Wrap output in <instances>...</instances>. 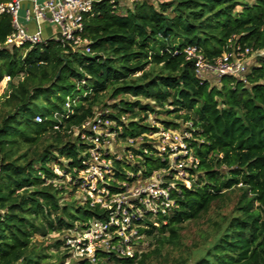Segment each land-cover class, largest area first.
<instances>
[{
	"label": "trees",
	"instance_id": "16d2710c",
	"mask_svg": "<svg viewBox=\"0 0 264 264\" xmlns=\"http://www.w3.org/2000/svg\"><path fill=\"white\" fill-rule=\"evenodd\" d=\"M118 11V0H97L84 17L90 53L56 40L7 44L12 21L0 16V83L9 77L0 96V264H42L44 242L65 249L63 234L107 219V210L73 200L68 183L65 202L54 172L83 168L88 145L75 130L103 109L124 144L157 133L156 124L189 131L198 165L190 187L175 181L173 207L139 223L141 252L74 264H264V0H142ZM237 47L260 55L243 80L218 84L198 78L184 53L195 48L213 61ZM127 150L133 161L112 158V192L168 168L146 138ZM202 220L206 229L187 245L186 225Z\"/></svg>",
	"mask_w": 264,
	"mask_h": 264
},
{
	"label": "built area",
	"instance_id": "2783aa9c",
	"mask_svg": "<svg viewBox=\"0 0 264 264\" xmlns=\"http://www.w3.org/2000/svg\"><path fill=\"white\" fill-rule=\"evenodd\" d=\"M97 0H7L0 2V16L9 15L13 32L7 44L21 46L36 45L48 40H56L70 47L72 51L83 50L90 53L88 41L83 39L84 17L89 14ZM119 1V0H118ZM51 27L54 31H51ZM186 60L194 61V72L201 80L218 84L222 77L233 76L243 80L248 69L244 60L251 53L250 48L240 47L225 52L221 57L209 61L195 48H187ZM260 55V53H259ZM9 77L3 81L7 82ZM74 101L67 98L66 113L71 110ZM108 109L97 110L93 117L83 123L79 129L81 140L88 145L87 157L82 161L83 168L74 177L66 176L68 184L80 194L79 202L89 206H99L108 211L107 219L93 220L85 228H75L65 237V249L76 261H95L98 252L116 257L131 258L144 247L140 241L139 224L147 214H164L174 206L171 192L176 190L175 181L183 182L186 187L192 183L191 170L196 169L198 160L193 157L187 140L191 134L187 130H163L155 134L143 135L121 142L122 127L109 118ZM57 117V114H55ZM41 116L35 122L41 123ZM122 121L124 119L122 118ZM159 136L156 149L159 156L167 155L168 168L155 172L149 179H138L132 184L120 183L119 191L112 192L108 183L113 174L114 157L117 160L134 159L133 152L127 147L137 148L146 138ZM123 143V142H122ZM120 151V153H119ZM58 176L61 171L54 167ZM140 175V174H139ZM166 177H170L168 182Z\"/></svg>",
	"mask_w": 264,
	"mask_h": 264
},
{
	"label": "rangeland",
	"instance_id": "374dc122",
	"mask_svg": "<svg viewBox=\"0 0 264 264\" xmlns=\"http://www.w3.org/2000/svg\"><path fill=\"white\" fill-rule=\"evenodd\" d=\"M137 1H142V0H119L118 3H119V11L118 13H126V11L128 9H131L132 5L137 2ZM148 1H151V2H154L156 0H148ZM51 31L53 32L54 31V28L51 27ZM257 55H259V53L257 52H252L247 56L245 57V61L247 62V64H252L254 62L257 61ZM5 85H6V82L2 81L0 83V96L3 94V91L5 89ZM112 100H108L106 103L109 104L111 103ZM152 119V118H150ZM151 124L154 125V120H150ZM177 123V122H176ZM155 127L162 129V127L159 125V124H156L154 125ZM149 135V134H147ZM158 138L159 136L157 135H153L152 138L148 141H152L154 144L157 143L156 141H158ZM124 143L122 142H119L117 145H116V148L114 149V152H117V150H119V146H122ZM120 153V151H119ZM61 175L64 177V174L61 173ZM63 185H64V191H65V194L63 196V199H65V202L69 200L68 198V194L67 191H70L71 187L67 185L68 183V178H65L62 180L61 182ZM80 198V194L78 193H75L74 194V197H73V200L75 201H78ZM211 217H215L213 215V213L210 214ZM206 222H204L203 220L200 221V222H197V223H188L186 225V230H185V235H184V241L187 245H191L192 243H194L195 241H197V239L199 238V235L201 233H203L206 228ZM59 234H52L50 236L49 239H56L58 238ZM66 237V233L63 234V238ZM45 244L43 245V247H47V250H46V253L48 255V258L45 260V262H43L42 264H60L61 262V259H60V256L62 255H67L66 258H65V263L64 264H74L76 259L70 255V253L68 251H66L63 247L57 249V248H48V245H49V241H46L44 242ZM69 255V257H68Z\"/></svg>",
	"mask_w": 264,
	"mask_h": 264
},
{
	"label": "water",
	"instance_id": "95a60500",
	"mask_svg": "<svg viewBox=\"0 0 264 264\" xmlns=\"http://www.w3.org/2000/svg\"><path fill=\"white\" fill-rule=\"evenodd\" d=\"M58 76V73H57V75H56V77Z\"/></svg>",
	"mask_w": 264,
	"mask_h": 264
}]
</instances>
